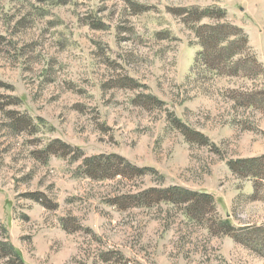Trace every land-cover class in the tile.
Wrapping results in <instances>:
<instances>
[{
	"label": "rangeland",
	"instance_id": "374dc122",
	"mask_svg": "<svg viewBox=\"0 0 264 264\" xmlns=\"http://www.w3.org/2000/svg\"><path fill=\"white\" fill-rule=\"evenodd\" d=\"M0 264H264V0H0Z\"/></svg>",
	"mask_w": 264,
	"mask_h": 264
},
{
	"label": "trees",
	"instance_id": "16d2710c",
	"mask_svg": "<svg viewBox=\"0 0 264 264\" xmlns=\"http://www.w3.org/2000/svg\"><path fill=\"white\" fill-rule=\"evenodd\" d=\"M193 12L192 13H194V10H192ZM189 15V14H188ZM201 18V16H199L198 18H197V20H199ZM199 31V30H198Z\"/></svg>",
	"mask_w": 264,
	"mask_h": 264
}]
</instances>
